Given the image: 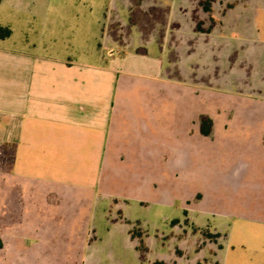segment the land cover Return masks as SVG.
<instances>
[{
  "label": "rangeland",
  "instance_id": "obj_1",
  "mask_svg": "<svg viewBox=\"0 0 264 264\" xmlns=\"http://www.w3.org/2000/svg\"><path fill=\"white\" fill-rule=\"evenodd\" d=\"M166 1L180 2L0 0V26L12 31L7 47L38 53L82 49L86 58L92 44L108 46L117 62L139 72L158 58L162 44L164 64L172 58L170 40L161 43L162 30L173 27V8L162 6ZM241 11L234 8L223 21L230 52L253 45L263 32L251 13ZM205 12L194 6L189 23L204 21ZM54 20L65 27L54 28ZM262 57L257 51L236 60L235 69H249V88L256 91L250 98L197 92L187 115L180 113L174 125L164 118L155 126L148 118L137 141L127 122L109 185L99 195L66 188L58 208L28 210L26 222L36 229L26 235L28 244L6 238L0 264H264ZM200 115L212 120L207 136Z\"/></svg>",
  "mask_w": 264,
  "mask_h": 264
},
{
  "label": "crops",
  "instance_id": "obj_2",
  "mask_svg": "<svg viewBox=\"0 0 264 264\" xmlns=\"http://www.w3.org/2000/svg\"><path fill=\"white\" fill-rule=\"evenodd\" d=\"M201 1L162 5L173 8V27L167 25L161 36V43L170 40L172 58L164 64L162 44L158 58L139 72L117 62L108 46L103 50L92 44L86 59L82 49L38 53L18 45L7 47L12 31L0 40V256L5 258L6 238L28 244L26 235L36 229L26 222L28 210L58 208L66 188L99 195L101 186L109 185L127 122L137 141L147 132L148 118L155 126L164 118L174 125L180 113L187 115L197 92L215 99L254 96L249 69L235 65L238 55L254 56L257 51L264 62V2L209 0L203 27L210 25V31L198 33L189 21L192 8ZM234 8L251 13L263 32L253 45L230 52L223 21ZM167 18L168 24V13ZM52 22L54 28L65 27L64 21ZM138 85L140 90L132 94ZM135 144L138 147L137 142L131 145ZM15 199L21 204L16 212L19 221L4 223L13 213Z\"/></svg>",
  "mask_w": 264,
  "mask_h": 264
},
{
  "label": "trees",
  "instance_id": "obj_3",
  "mask_svg": "<svg viewBox=\"0 0 264 264\" xmlns=\"http://www.w3.org/2000/svg\"><path fill=\"white\" fill-rule=\"evenodd\" d=\"M209 1V0H208ZM202 3V2H201ZM199 3L200 6H203V8L205 9V11H208L209 10V2L206 3V4H202ZM210 22V20H209ZM204 23L205 21H200V22H195L193 20V30L195 32H201V33H204V32H207L208 30H206L203 26H204ZM11 35V30L8 28V27H1L0 26V40H3L5 38H8L9 36ZM200 126H201V133L202 135L204 136H207L210 134V131H211V127H212V122L209 118L207 117H204V116H201L200 117ZM20 201L18 199H15L13 200V213L11 215V217L4 221V223H13V222H17L19 221V217H20V214L16 212L19 211L20 209ZM3 247V243L0 239V249H2Z\"/></svg>",
  "mask_w": 264,
  "mask_h": 264
}]
</instances>
